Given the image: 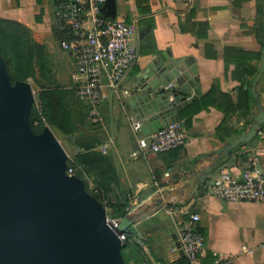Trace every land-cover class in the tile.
I'll return each instance as SVG.
<instances>
[{
    "label": "crops",
    "instance_id": "crops-1",
    "mask_svg": "<svg viewBox=\"0 0 264 264\" xmlns=\"http://www.w3.org/2000/svg\"><path fill=\"white\" fill-rule=\"evenodd\" d=\"M55 4L56 0H0V19L24 28L51 52L61 38ZM114 8L112 19L136 23L130 42L138 46L139 58L99 106L107 122L106 137L98 135V149L109 144L106 153L112 156L121 190L153 201L159 193L183 185L192 169L208 166L217 149L251 124L257 111L252 80L264 46V0H114ZM102 14L107 16L106 11ZM161 52L179 61L180 73H187V91L179 87L177 91L192 101L169 113L181 121L185 144L134 159L133 124L145 123L146 118L133 116L124 94L149 59ZM256 90L264 108V72ZM252 162L264 171V126L257 129L255 138L224 155L206 180L222 172L238 179ZM202 184L193 187L185 199L174 197L146 218L139 242L154 264H180L181 256L171 249L178 233L188 227L192 212L199 215L193 228L203 237L193 264H213L214 251L232 257L233 264H264V203L221 200ZM179 194L185 195V190ZM243 247L248 250L242 251Z\"/></svg>",
    "mask_w": 264,
    "mask_h": 264
},
{
    "label": "water",
    "instance_id": "water-1",
    "mask_svg": "<svg viewBox=\"0 0 264 264\" xmlns=\"http://www.w3.org/2000/svg\"><path fill=\"white\" fill-rule=\"evenodd\" d=\"M102 11L115 18L114 0H105ZM262 52L251 87L257 111L249 127L217 149L208 166L192 169L183 185L159 193L154 211L174 197L185 199L224 155L255 138L264 124L256 90L264 72V46ZM178 63L165 52L155 55L124 94L133 116L146 118L143 134L160 129L168 119L174 121L170 111L192 101L177 91L188 88L187 73H180ZM22 84L29 86L28 81L10 82L0 56V264H124L119 235L128 233L146 211L118 218L114 229L108 225L105 209L84 190L83 180L66 174L67 157L49 128L32 131L33 96Z\"/></svg>",
    "mask_w": 264,
    "mask_h": 264
},
{
    "label": "built area",
    "instance_id": "built-area-1",
    "mask_svg": "<svg viewBox=\"0 0 264 264\" xmlns=\"http://www.w3.org/2000/svg\"><path fill=\"white\" fill-rule=\"evenodd\" d=\"M105 0H56L54 17L62 37L56 46L68 54L74 66L71 75L73 89L78 99L88 106L89 115L97 123L101 121L100 104L118 88L139 58L136 44L130 42L136 32V23H126L102 14ZM52 49H55V45ZM126 93V92H125ZM141 122L133 124L137 148L131 157L139 159L149 153H166L180 149L186 135L181 121H167L160 129L143 134ZM112 145V142L110 141ZM109 144L99 147L106 153ZM66 174L76 175L73 166L66 167ZM203 188L210 195L225 201H253L264 203V171L252 162L238 179L228 173H219L205 179ZM118 218L107 216L108 225L114 229ZM199 219L196 212L189 215L188 227L180 231L172 251L193 264L203 247L202 235L193 225ZM129 233L119 235L121 243ZM264 247V241L261 243ZM243 247L242 251H247ZM213 264H233L232 257L214 251Z\"/></svg>",
    "mask_w": 264,
    "mask_h": 264
},
{
    "label": "rangeland",
    "instance_id": "rangeland-1",
    "mask_svg": "<svg viewBox=\"0 0 264 264\" xmlns=\"http://www.w3.org/2000/svg\"><path fill=\"white\" fill-rule=\"evenodd\" d=\"M46 59L47 69L45 75L37 74L36 78L40 85L55 91V102L59 103L64 110L70 113L76 128L72 134L65 135L55 127L48 125L44 127H48L54 135L67 157L66 162H73L75 161V155L79 152L74 142L75 138L82 137L87 132L97 136L101 135L104 139L106 135L104 134L105 130L103 127L106 125L107 120L104 115L101 117L100 122L95 123L89 115L86 104L77 98L71 79V58L68 54L60 50L55 44V49H52L51 52L46 49ZM26 81H28L32 90V106L38 107L40 88L32 79ZM31 128L33 132H38L40 129L37 122ZM96 151L102 155L111 157L110 152L101 153L98 148ZM76 176L83 180L84 190L100 203L108 217H118L123 211L126 212V215L136 217L138 216L137 214L146 211V216L138 217L137 221L128 229L131 236L120 248V254L124 264H143L142 259H144V253L137 247V242L142 241L140 236L142 235V231H145L142 227L148 221L146 218L154 212L153 201H143L138 196L133 197L131 192L128 195L126 190H121L120 187L115 186L112 182L108 184V179L105 174V164L102 160H97L89 169L85 167L79 168ZM153 189L154 187L151 188V190Z\"/></svg>",
    "mask_w": 264,
    "mask_h": 264
},
{
    "label": "trees",
    "instance_id": "trees-1",
    "mask_svg": "<svg viewBox=\"0 0 264 264\" xmlns=\"http://www.w3.org/2000/svg\"><path fill=\"white\" fill-rule=\"evenodd\" d=\"M60 33L62 37V32L60 31ZM0 56L4 61L6 72L12 84L16 81L32 79L40 88L38 107L33 105L29 113L31 127L37 122L40 128L38 132L34 133L41 132L44 126L48 125L57 128L65 135L72 134L76 126L70 113L55 102V91L40 85L36 78L37 74L44 76L46 73L45 46L32 39L27 31L16 23L0 19ZM263 126L264 124L260 127ZM74 142L79 152L75 155V161L68 162V166H73L75 173H77L79 168L89 169L97 160H102L105 164L107 183L112 182L119 187L118 175L112 156L102 155L96 151L98 146L101 145V139L93 133L85 132L82 137L75 138ZM125 215L126 212L123 211L120 216L111 218H120ZM128 233L130 237V231ZM137 244V247L144 253L143 264H154L144 246L140 242H137ZM182 261H185V264H190L183 256L180 257L179 263L182 264Z\"/></svg>",
    "mask_w": 264,
    "mask_h": 264
},
{
    "label": "bare ground",
    "instance_id": "bare-ground-1",
    "mask_svg": "<svg viewBox=\"0 0 264 264\" xmlns=\"http://www.w3.org/2000/svg\"><path fill=\"white\" fill-rule=\"evenodd\" d=\"M22 87H24L26 90H28L32 94L31 88L27 84H22Z\"/></svg>",
    "mask_w": 264,
    "mask_h": 264
}]
</instances>
